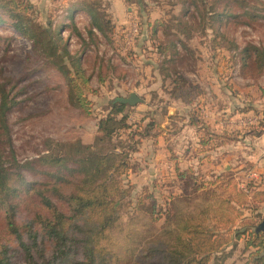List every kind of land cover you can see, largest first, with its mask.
I'll return each instance as SVG.
<instances>
[{
	"label": "trees",
	"instance_id": "trees-1",
	"mask_svg": "<svg viewBox=\"0 0 264 264\" xmlns=\"http://www.w3.org/2000/svg\"><path fill=\"white\" fill-rule=\"evenodd\" d=\"M126 1L140 5L142 0ZM198 1L205 7L199 10L204 28L209 25L213 31L212 49L239 51V60L236 55L233 59L239 63L241 76L260 79L264 75V48L249 44L240 50L236 41L229 39V26L237 25L243 17L264 20V16L254 14V7L242 0H209L208 7V0H195V6ZM101 4L102 0H80L75 6L89 11L94 28L109 40L110 20L98 18ZM21 6L16 0H0V9L12 26L31 42L33 55L58 67L67 79L71 103L90 118L93 110L87 93L91 84L80 54H71L66 43L61 47L63 40L60 34H54L52 25L44 27L24 16L23 12L31 7ZM183 17L180 16L181 24ZM139 18L143 36L152 45L147 59L157 56L161 73L172 79V97L196 98L198 87L174 67L180 53L171 51L170 44L158 35L166 22L150 23L142 14ZM179 34L190 38L184 30ZM89 35H93L92 30ZM161 55L169 59L160 61ZM6 81L8 84L10 78L0 85V135L8 131L7 114L17 104L5 88ZM134 106L121 99L113 100L98 122L92 143L80 138L68 142L48 139L47 154L25 163L0 147V264H212L216 254L232 241V234L235 240H244L245 251L250 252L244 264H264V219L258 224L246 213H254L264 204V192L256 190L254 181L243 191L232 179L220 184L216 180L207 182L194 171L177 168L176 174L184 183L182 192L172 193L165 207L151 195L146 196L152 200L150 210L144 196L140 195L136 202L131 199L134 186L128 176L135 166L131 158L154 126L151 120L146 125L143 120L129 122ZM262 131L264 120L246 134ZM241 134L245 129L227 137L235 140ZM212 138L216 137L206 140ZM26 171L39 179L28 180ZM121 177H125V184ZM214 185L216 188H210ZM193 199L201 201L197 214L189 210ZM125 209L152 217L142 231L124 234L126 243L117 245L113 234L118 229L125 231L121 215ZM133 216L129 215V219L133 220ZM160 221L163 223L158 226ZM212 221L213 225L209 223Z\"/></svg>",
	"mask_w": 264,
	"mask_h": 264
},
{
	"label": "rangeland",
	"instance_id": "rangeland-1",
	"mask_svg": "<svg viewBox=\"0 0 264 264\" xmlns=\"http://www.w3.org/2000/svg\"><path fill=\"white\" fill-rule=\"evenodd\" d=\"M16 1L22 3V9L26 5L31 7L23 12L24 16L44 27L52 25L54 34H60L63 40L61 47L66 43L71 54L76 52L80 54L82 67L90 78L91 91L87 93V96L92 102L93 110L92 116L85 118L82 111L74 107L69 99V88L65 76L54 63L33 55L31 42L15 30L5 11L0 9V19L6 20V22H0V85L5 78H10L8 84L7 81L5 82V88L17 101L16 106L7 114L8 131L0 135V147L7 155L12 153L20 163L47 154L45 145L48 139L68 142L80 138L88 142L87 140L94 137L99 120L107 114L113 100L127 96L130 92L134 94L135 90L142 94L139 88H135L138 86H132L129 81L143 74L145 66L143 62L148 58L149 48L152 46L151 43L148 44L146 36H143L144 26L140 29V14L144 18L149 14L155 18H160L162 15V19L166 20L165 25L160 29V38L164 43L170 44L171 51H180L176 57L175 69L178 67L181 72H188L195 70L197 64H209L212 69L217 70L221 65L227 69L226 84L231 87H241L237 84L242 83L240 66L238 65L236 77L230 73L233 72L236 64H239L233 59L236 55V59L239 60V51L212 49L213 31L209 25L205 26L206 29L204 28L203 14L199 13V10L203 11L205 7L200 1L196 3V6L193 3L195 0H142L140 5L127 2L131 12L128 20L120 25L113 21L111 8L102 0L98 9L100 11L98 18L99 21L110 20L111 30L107 31L109 40L92 25L93 15L75 6L80 0ZM242 1L254 7L252 10L254 14L264 16V0ZM209 2V0L206 1V7L210 6ZM71 6L73 7L69 10ZM182 15L184 16L183 24L180 23ZM241 21L244 23L242 24ZM135 23L137 25L133 26ZM236 24L229 26V39H234L240 50L249 44L264 48V20L243 17ZM134 27H137L138 34L133 37L131 46L127 47L126 37ZM90 30L93 31V35H89ZM181 30L189 32L190 38L179 39L178 34ZM191 42L193 47H189ZM183 45L190 51H187ZM66 64L69 62L66 61ZM169 70L171 73L170 65ZM144 96L146 97L142 94L141 98H145ZM148 98H173L171 86L166 89L163 87V91L158 94L152 93ZM262 120L264 119L259 120L255 125L243 127L241 130L245 129V134H241V139L244 140L246 135L255 138L264 137V131L256 135L246 134L248 129L257 128ZM258 146L260 145H256ZM261 149L263 150L262 162H264V148ZM131 160L135 165L128 176V180L134 186L131 199L136 202L140 195L144 196L145 204L150 210L152 200L146 196L151 195L158 205L165 207L170 195L178 194L175 181L172 178L159 179L160 181L148 179L146 177L150 175L149 171L145 177L146 173H143L142 165L134 161V157ZM249 165H251L249 162L244 163V170L247 169L249 173L260 172L258 168ZM166 171L169 172L167 169ZM25 176L28 180L39 179L38 175L33 177L29 171L25 172ZM260 177L258 175L257 179H253L258 186L262 182ZM121 178L122 183L125 184V177ZM200 206L201 201L193 199L189 210L197 214ZM246 213L251 214V217H248L259 224L264 219V206L254 213L250 210ZM131 214L134 215L133 220L129 219ZM121 215L122 227L125 231L120 232L121 230L118 229L113 234L117 245L126 243L124 234L131 235L134 231H142L144 226L150 224L149 219L152 217L150 214L137 215L131 209H125ZM162 223L163 221H160L158 226ZM209 223L214 224L213 221ZM237 226L236 230L239 229V225ZM231 238L232 241L223 251L216 254L212 264H244L248 260L250 252L245 251L244 240H235L234 234Z\"/></svg>",
	"mask_w": 264,
	"mask_h": 264
},
{
	"label": "crops",
	"instance_id": "crops-1",
	"mask_svg": "<svg viewBox=\"0 0 264 264\" xmlns=\"http://www.w3.org/2000/svg\"><path fill=\"white\" fill-rule=\"evenodd\" d=\"M103 1L111 8L113 21L122 25L128 20L131 8L126 0ZM146 18L150 23L156 20L166 22L162 15L155 18L149 14ZM178 37L185 39L182 34H178ZM189 47H193L192 42ZM163 57L160 61L169 59V56ZM153 58L144 60L141 76L129 80L132 86H138L135 88L146 95L141 98L142 94L134 91L140 97L139 102L132 107L129 122L143 120V125L148 124L149 120L154 122L150 136L141 140L138 151L132 156L144 168L145 177L149 171L148 179L160 181L172 178L177 186L176 195H179L183 180L177 176L176 169L180 168L181 171L191 170L197 175H204L207 182L216 180L220 184L232 179L239 190L245 191L248 184L254 181L249 179L247 169L244 170V163L249 162V166L260 171L258 175L262 182L256 190L264 192V162L261 156L264 137L246 135L244 140L242 136L235 140H228L227 137V134L242 129L238 122L244 117L255 115L264 119V75L258 80L241 76L242 83H237L241 87H231L226 84V68L220 65L215 70L209 64H197L195 70L182 71L193 85H198L200 93L196 98H148L152 93L163 91V87L172 86V79L165 78L160 72L157 56ZM238 69L236 64L233 72H230L233 77L238 75ZM131 94L117 99H127ZM96 131L97 128L94 137ZM212 136L216 138L206 140ZM94 137L87 141L92 143Z\"/></svg>",
	"mask_w": 264,
	"mask_h": 264
},
{
	"label": "built area",
	"instance_id": "built-area-1",
	"mask_svg": "<svg viewBox=\"0 0 264 264\" xmlns=\"http://www.w3.org/2000/svg\"><path fill=\"white\" fill-rule=\"evenodd\" d=\"M137 24H133V26H136ZM138 34V30H137V27H134L132 29V31L127 35V47L131 46V43L133 42V37L137 36ZM162 59H164V57L162 56L161 57ZM262 118L261 117H257L255 115H250V116H247V117H244L243 119H240L239 122H238V125L240 127H245L247 125H255L259 122V120H261ZM249 179L253 180V179H257L258 178V173L253 171L251 173H249L248 175Z\"/></svg>",
	"mask_w": 264,
	"mask_h": 264
},
{
	"label": "water",
	"instance_id": "water-1",
	"mask_svg": "<svg viewBox=\"0 0 264 264\" xmlns=\"http://www.w3.org/2000/svg\"><path fill=\"white\" fill-rule=\"evenodd\" d=\"M122 101L130 105H135L136 103L139 102V97L136 94H131L127 99H124ZM261 226L264 229V221Z\"/></svg>",
	"mask_w": 264,
	"mask_h": 264
}]
</instances>
